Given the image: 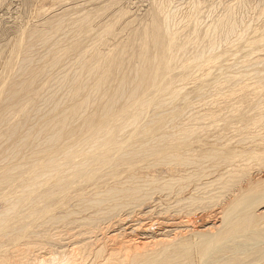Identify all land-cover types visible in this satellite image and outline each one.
Here are the masks:
<instances>
[{
  "label": "rangeland",
  "instance_id": "1",
  "mask_svg": "<svg viewBox=\"0 0 264 264\" xmlns=\"http://www.w3.org/2000/svg\"><path fill=\"white\" fill-rule=\"evenodd\" d=\"M79 15L87 16L89 23L81 31L73 24ZM14 16H18L17 20ZM12 26L16 30L9 31ZM0 27V84L4 83L5 77H11L5 73L6 67L11 62L16 65L21 58L22 50L19 56L18 44L24 42L23 46L26 45L27 38L34 31L43 32L44 37L50 38L49 45L48 41L45 46L36 44L35 57L45 53L47 48V52L52 50V54L59 51L61 61L67 64L69 70L73 69L77 49L93 48L99 38L100 44L93 50L100 49L101 43L100 50L105 53L122 48L128 55L121 60V69L114 75L115 78H122V72L130 74L129 69L138 66L142 47H148L149 53L159 60L161 52L150 47L151 43L147 45L138 31L145 29L153 37L159 34L157 28H161L165 37L161 46L167 47L169 40L174 41L170 53L173 71L163 74V82H170L180 89L181 95L176 98L175 105H171L168 95L166 98L161 94L153 95L156 96L154 103L145 108L144 118L154 114V107L157 113L178 108L173 115L179 111L183 115L179 127L183 125L196 131L194 138H197H188L185 150L193 146L252 154L244 153L252 160L249 156H242L245 164L249 163L247 159L250 163L243 165L242 161L235 174H240V177L249 174L242 178L237 176L238 182L233 180L234 174L230 182L238 184L231 191L222 186L214 188L218 192L224 189V194L213 189L214 194L210 191L190 197L189 191L197 186L195 176L202 175L207 162L182 172L184 178L174 182L169 179L176 174L173 175L166 165L158 163L159 166L153 167L152 171L142 169L145 164L136 161L121 166L120 180L110 181L111 186L117 185L121 190L132 185L127 181L129 174H146L144 176L148 178L151 175V178L145 179L147 181L153 180L156 175L159 181L161 178L160 183L144 185L143 190L134 196H143L139 207L134 208L118 191L113 198L107 192L109 200L88 211L81 207L84 204L81 198L75 197L74 190L69 194L74 196L69 205L59 209L51 204L49 209L66 217L64 222L60 220L55 225L52 222L46 225L48 216L41 217H44V212L29 214L28 210L25 215L29 218L25 217L22 221L26 225L15 235L9 229L14 228L13 224L18 220L2 218V221H8L9 226L3 225L0 229V261L4 259L7 264H72V261L73 264H264V86H260L257 80L259 74H264V0H0ZM21 37H25L23 42ZM76 41L79 42L77 45L74 44ZM65 48L66 52L63 51ZM158 97L164 99V103L161 99L158 101ZM0 108H4L2 97ZM141 122L129 131H138ZM128 139V145L136 140H147L141 135H128ZM253 160L257 162L253 163ZM259 165L262 167L259 168ZM208 172L205 171V174ZM189 176H192L190 181L187 180ZM163 184L169 185L163 188ZM179 187H183V194H177L181 190ZM5 194L6 191L0 193V213L5 210ZM18 194L21 195L20 192ZM182 197H187V200L178 203L176 199ZM131 212L132 216H128ZM235 213L252 220L233 231V224L238 218ZM82 219H85L84 223ZM39 220L44 226H40ZM35 222L36 225L30 227ZM171 225L183 233L179 232L180 236L173 242V238L168 239L171 242L167 240L173 236L171 234H166L169 236L165 239L167 241H157L163 238L159 237L161 231L171 229ZM186 227L190 229L189 233L185 231ZM33 229L39 233L47 229L48 234L42 232L36 239L32 235L29 237ZM153 237L157 239L144 244Z\"/></svg>",
  "mask_w": 264,
  "mask_h": 264
},
{
  "label": "bare ground",
  "instance_id": "2",
  "mask_svg": "<svg viewBox=\"0 0 264 264\" xmlns=\"http://www.w3.org/2000/svg\"><path fill=\"white\" fill-rule=\"evenodd\" d=\"M16 17L18 18V16H14V18ZM79 17V19L76 17L77 19L73 21V24L81 31L86 28V23H89L86 21L88 19L87 16L84 18L79 15ZM4 24L6 25V22ZM17 26L21 27V25ZM4 28L6 31V26ZM13 28L15 27H10L9 31ZM89 29L92 30V28ZM157 30L159 34L153 37H150L149 32L145 29L139 30L138 34L147 45L151 43L150 47L156 48L161 52L159 60L156 59V56H152L149 53L148 47H142L139 51L140 61L138 66L133 69L130 68V74L126 71L122 72V78H115L114 75L121 69L120 62L128 53L120 47L108 52L109 54L105 53L100 50L102 43L99 45L100 49L95 48L93 50L98 43L100 44V38L96 40L98 43L95 42L96 46L93 48L77 49L75 52L77 58L73 62V69L69 70L67 64L61 61L59 51L52 54L50 52L52 50L47 52L49 50L47 48L46 54L42 52V55L35 57V46L37 43L45 46L48 41V45L50 44V40H48L50 38L44 37L46 35L43 32L39 34L33 30L34 32L27 38L24 46L23 40L25 37H21L23 43L21 40L20 43L22 44L17 43L19 47L18 55L21 54L19 51L22 50L21 58L16 61V65L11 62V65L6 67L5 73L11 77H5L4 83L0 84V97L3 98L4 105L3 109L0 108V193L6 191V194L3 195L4 204H6L5 210L0 213V229L3 228V225L9 226L8 221L4 222L1 220L2 218H16L18 222L14 223V228L12 227L9 230H11L12 234H19L22 231V227L26 225L22 224L23 219L25 217L29 218L28 215H25L28 210L30 211L29 214L44 212V217H41L43 219L48 216L46 225L51 222L54 224L57 221H63L66 217H62V214L60 217L49 209H51L50 207L53 204L54 208L59 209L69 205L71 203L70 200L74 197L69 196V194L74 190L76 193L75 197L81 198L84 204L81 207L87 208L88 211L90 210L89 208H95L97 205H103V203L107 202L109 200L106 196L108 195L106 194L107 192H110V198H113L112 196L118 191L124 194V199H128V202L135 206L134 208L139 207L138 204L142 200L140 198L143 196H134L143 190L144 185L158 184L161 178L159 181V179L155 178L156 175L153 180L147 181L145 179L151 178V175L148 178L144 176L146 174L142 176L134 173L127 175V181L132 182L130 187L125 186L121 190L117 185L115 187L110 185V181L120 180L119 176L124 165H131L135 161L144 163L145 166H142V169H150L151 171L153 167L159 166V164L161 166H169L170 172L173 175L176 174V176L169 179L173 182L184 178L182 172L207 162V166L202 170V175L200 177L195 176V184L197 186L189 191L191 192L189 193L190 197L195 194L212 192L217 186H222L224 189L231 191L235 182L231 183L230 181L237 172L239 164L243 161V165H248L250 160H252L248 155L250 160L247 159L249 163L245 164L244 158L241 160L242 156H246V154L252 155L251 153L245 151L246 154L242 152V155L238 152H223L220 149H198L193 146L185 150L184 147H187L188 144L186 143L190 140L188 138L193 139L196 131L184 128L183 125L179 127L183 115L180 111L173 115L174 111L178 109L174 108L175 106L173 107L174 109L158 113L154 112V107V114L144 118L145 108L154 103L153 100H155L156 96L153 95L161 94L163 98L170 96L171 100L170 98L168 100L171 101V105H175L177 103L175 102L176 98L178 99L181 95L180 89L172 86L170 82H163V74L169 70L170 72L173 71L170 53L174 47V41L169 40L167 47L161 46L165 37L161 28H157ZM98 36L100 35L98 34ZM3 37L1 40L5 38ZM76 42H74L75 45L79 43ZM75 47L77 48V46ZM52 48L55 49V47ZM63 51L66 52L67 49L65 48ZM257 80L260 86H264V74H259ZM162 100L164 99H161V102ZM168 100L166 101L168 102ZM156 103L159 104V102ZM168 106L170 107L169 104ZM168 106L166 109H168ZM140 120H142L141 128L138 131H129L135 128ZM128 135H141L146 137L147 140L145 142L136 140L131 145H128L129 139L126 140ZM253 156L254 159L255 155ZM254 161L256 160H253V163ZM261 167L262 165L259 168ZM206 169L209 171L207 174H205ZM241 171L239 170V172ZM208 174L209 176H206ZM246 174L248 175L249 173ZM239 175L235 174V179L233 178V180L238 182L236 177ZM191 179L192 176L187 178L188 181ZM167 185L169 184H163V188ZM40 188H44V190L39 191ZM161 188L157 189L161 190ZM182 189L177 191V194H183L184 191ZM224 189L221 191L222 193L225 192ZM215 191L216 193L218 192V190ZM18 192L21 193L20 196ZM186 198L182 197L176 199V201L180 203L187 200ZM57 212L60 214V211ZM132 214L131 212L128 216H132ZM234 215L238 218L233 224V231L239 230L252 220L251 217H240L239 213ZM68 216L69 214H67ZM82 220L84 223L85 219ZM88 221L91 223L90 220ZM74 222L77 223L76 221ZM34 224L36 225V222L32 223L30 227ZM41 225L44 226V223H41ZM84 226H87V224ZM171 226V229L161 231L159 237L163 236V238L157 241H167L173 238L171 240L173 242L175 238L180 236L178 235L180 231H178L177 227ZM50 227L52 225L49 226V231ZM80 227L82 228L83 226ZM185 229L186 232H190L187 227ZM35 230L37 229L35 228ZM46 231L48 230L46 229ZM40 233L33 229L29 237L32 235L34 238L37 236L39 238ZM166 234L173 236L169 237L167 235L169 237L167 238ZM6 235L8 236L9 234L6 233ZM44 237L46 236L44 235ZM166 238L167 240H165ZM152 239H149L150 241H146L144 244L155 241L157 238L153 237ZM25 247L22 248L24 249ZM175 262L177 263L178 261ZM0 264L7 263L3 259Z\"/></svg>",
  "mask_w": 264,
  "mask_h": 264
}]
</instances>
